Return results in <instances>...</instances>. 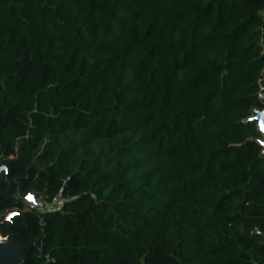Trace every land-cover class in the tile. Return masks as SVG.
<instances>
[{
  "label": "trees",
  "instance_id": "obj_1",
  "mask_svg": "<svg viewBox=\"0 0 264 264\" xmlns=\"http://www.w3.org/2000/svg\"><path fill=\"white\" fill-rule=\"evenodd\" d=\"M261 84L264 0H0L20 264H264Z\"/></svg>",
  "mask_w": 264,
  "mask_h": 264
},
{
  "label": "water",
  "instance_id": "obj_2",
  "mask_svg": "<svg viewBox=\"0 0 264 264\" xmlns=\"http://www.w3.org/2000/svg\"><path fill=\"white\" fill-rule=\"evenodd\" d=\"M253 122H257L259 130L264 135V111L257 112L256 116L252 120ZM12 162L8 161V166L4 169H0V199L4 196H8L10 194L11 187L13 186L14 181H8V184L10 185V189L7 191L3 190V182L5 180V176L7 175L9 171L10 164ZM19 182V181H17ZM24 187L23 184L20 183L19 190L23 191ZM9 217H12V214L1 218L0 219V225L6 222H9ZM26 248L17 245L13 242H10L8 238L4 237L0 233V264H20L23 258L24 253L26 252Z\"/></svg>",
  "mask_w": 264,
  "mask_h": 264
},
{
  "label": "rangeland",
  "instance_id": "obj_3",
  "mask_svg": "<svg viewBox=\"0 0 264 264\" xmlns=\"http://www.w3.org/2000/svg\"><path fill=\"white\" fill-rule=\"evenodd\" d=\"M21 151V142H20V145H19V153ZM16 159H11V161H14ZM8 166V161H4V162H0V169H4ZM1 173V172H0ZM18 195L19 197H21L24 202L27 204L28 207L30 208H35L39 211H45V210H48V209H53L54 207L53 206H48L46 205L42 200H40L38 197H35L33 195H29L27 193H25V190L23 189V191H20L18 189Z\"/></svg>",
  "mask_w": 264,
  "mask_h": 264
},
{
  "label": "built area",
  "instance_id": "obj_4",
  "mask_svg": "<svg viewBox=\"0 0 264 264\" xmlns=\"http://www.w3.org/2000/svg\"><path fill=\"white\" fill-rule=\"evenodd\" d=\"M260 88H261V91H260V94H259V100L264 101V84H261V87ZM15 212H18V210L17 209H13L11 211H7L4 214V216L0 217V219L1 218H4V217H7V216H9V215H11V214H13Z\"/></svg>",
  "mask_w": 264,
  "mask_h": 264
},
{
  "label": "snow or ice",
  "instance_id": "obj_5",
  "mask_svg": "<svg viewBox=\"0 0 264 264\" xmlns=\"http://www.w3.org/2000/svg\"><path fill=\"white\" fill-rule=\"evenodd\" d=\"M13 215H16V213H13ZM9 219H11V217H9Z\"/></svg>",
  "mask_w": 264,
  "mask_h": 264
}]
</instances>
